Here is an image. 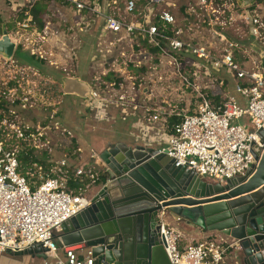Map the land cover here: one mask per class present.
I'll return each instance as SVG.
<instances>
[{"label":"built area","instance_id":"built-area-1","mask_svg":"<svg viewBox=\"0 0 264 264\" xmlns=\"http://www.w3.org/2000/svg\"><path fill=\"white\" fill-rule=\"evenodd\" d=\"M61 1L83 17L85 14L94 15L102 21L103 30L97 44L101 45L107 35L112 36L113 41L117 40L121 47L117 56H125L126 69L139 71L146 59L155 57L156 66L161 70L164 59L174 66L175 79L198 90L209 84L201 85L204 77L218 75L224 85L222 75L229 73L236 78V94L244 98L242 103L237 96L230 94L220 104H214L207 92L200 90L197 106L191 112L151 106L147 94L125 90L128 80L133 83L135 77L125 76L126 70L116 69V65L106 59L101 62L107 66L102 75L112 71L124 80L117 85L114 81L103 80L102 75L99 82L94 77L96 82L89 83L91 93L84 98L89 109H97L98 114L111 104L122 110L143 109L144 119L138 126L144 144L158 145L177 166H186L206 180L224 184L228 178L243 175L249 169L254 160L252 142L259 143L258 131L264 128V75L243 68L236 60L235 51L240 48L236 34H250L255 41L264 44V0L249 3L188 0L182 21L170 8H161L165 0H145V3L126 0L123 15L114 11L120 0ZM166 4L172 8L178 5L176 2ZM192 19L202 26L201 34L215 37L209 40V44L200 41L192 27H188L192 25ZM2 24L0 21V38ZM77 24H82L80 27L83 28L81 20H77ZM19 25L24 30H31L27 21ZM37 28L40 27L37 25L32 35H40ZM44 32L47 34L46 30ZM25 39L34 46L47 37L33 40L27 36ZM147 45L158 47V51H149ZM162 79L164 75L159 72L158 80ZM3 83L5 85L0 83V103L4 101L26 109L31 99L36 98L34 89L21 90L17 80L12 81V85ZM134 85L133 89L136 88ZM7 107H0L3 115L0 120V251L7 248L22 250L41 243L48 249L44 264H94L90 250L83 256L78 255L75 249L59 243L58 232H61L63 223L91 204L87 189L101 174L77 167L72 155L59 160L57 169H46L34 162L23 173L21 150L27 146L44 148L49 141L39 126L22 122L16 110ZM6 111L12 115L8 116ZM171 115H179L181 119L167 130ZM156 125L163 126V131ZM159 138L164 145H160ZM80 150L77 147L74 153ZM71 174L77 177L74 179L76 184L71 183ZM34 175L38 180H32ZM160 239L172 264H222L232 249L237 250L235 242L224 239L184 242L181 234L169 227L165 218H161Z\"/></svg>","mask_w":264,"mask_h":264},{"label":"water","instance_id":"water-1","mask_svg":"<svg viewBox=\"0 0 264 264\" xmlns=\"http://www.w3.org/2000/svg\"><path fill=\"white\" fill-rule=\"evenodd\" d=\"M17 47L3 23L0 56L12 59ZM61 80L67 94L91 93L78 77ZM258 136L252 165L224 184L177 166L154 145L109 143L99 156L102 173L90 187L91 204L62 224V244L90 250L94 264H172L160 239L161 218L168 216L232 238L241 264H264V128ZM47 251L35 243L5 252L46 259Z\"/></svg>","mask_w":264,"mask_h":264},{"label":"rangeland","instance_id":"rangeland-1","mask_svg":"<svg viewBox=\"0 0 264 264\" xmlns=\"http://www.w3.org/2000/svg\"><path fill=\"white\" fill-rule=\"evenodd\" d=\"M33 1L34 0H0V21L5 25L7 23L11 24L12 27L9 33L13 34V38H16L19 44H21V47L20 45L18 46V48L21 49L19 52L20 55L18 56L15 52L12 61L6 62V59L0 56V83L4 84L3 82H5L7 84L17 80V84H21V90L28 91V89H34L36 92V98L31 99V103L27 105L26 109L10 104L7 109H15L17 112L16 114L20 117L22 122L37 125L42 129L43 133H45L44 137L46 141H49L48 145L44 148H34V155L38 159H42L41 157L45 151L48 158L57 160L63 155L71 153L73 150L72 148L76 149L77 147H82L83 150H85V153H83L85 156L92 148L102 151L109 146V139L103 135L106 132L109 133L113 128L119 129L121 125L100 122L87 110L84 111L81 103H70L69 100L66 102L67 100L64 98L65 94L61 88V77L67 72L73 75H81L80 73L83 71V76L88 79L93 78L95 82L96 80L94 77H96L98 80L97 82H99L102 72L105 70V67L107 68L106 64L101 62L106 59L108 61L110 60L111 64H115L116 69L122 68L126 70L125 76L135 77L133 83H135L134 86H136V88L133 89L132 81L128 80L129 85L125 87L127 92H139L142 94L147 91L148 88L150 89V92L153 94L149 101L151 106L158 105L163 108L175 107L176 110L182 112L193 111L197 106L196 99L198 91L200 90L208 92L211 95L219 96L221 100H224L231 93H235V96H238L234 89L235 86L231 87L230 82L227 81L228 76L226 75L228 73L222 75L225 80L224 86L220 83L221 77L217 78L218 75H214L213 77L211 76V78L205 79L204 77L201 81V85H205L206 83L209 84H207L208 86L206 88L198 90L195 86L189 87L183 85L178 78L175 79L174 66L164 59L161 62V70L156 66L157 61L154 59L155 57L145 60L146 72L134 71L131 68L126 69L124 63L125 56H117V54L121 53V47L117 44V40L113 41L112 36L107 35V37L103 39L101 45H95L100 28H97V25L93 26V21H98V18L89 14L83 17V15L79 14L76 10L72 13V11L66 9V4H63L61 0H45V2H47V8L44 14L45 24L42 28L36 29L40 35H32V31L34 32V28L37 27L38 24L31 21V14H28L25 9L29 6L31 7L32 3H34ZM110 1L111 0H109V2ZM125 1L126 0L118 1L119 4L117 5L118 8L114 10L115 13L123 15ZM141 1L142 0H139V2ZM165 1V3H162L161 8H170L173 11V9L177 7L172 8V6H168L166 3H180L179 1L181 0ZM186 1L188 0H185V2ZM3 11H7L8 14H3ZM77 19L84 23L83 28L80 27L82 24L79 25L76 23L75 20ZM183 19L184 18H182L181 21ZM24 21L30 24V31L20 27L19 23H23ZM190 21L192 25H188V27H192L193 33L196 34L198 39L200 38V41L209 44V40L215 38L210 34H201L202 26L200 23H197V20L192 19ZM46 26H48V28ZM45 30L47 34L44 32ZM27 36L33 37V40L40 39L42 36L47 37V39L52 37L55 40L50 38L49 40L51 43L47 42L45 39L37 40L38 42L32 46L30 42H26L25 38ZM236 37V39H242V37H239L238 33ZM56 39L57 44H54ZM60 41H63V43ZM53 46L54 48H52ZM107 47H109V52L107 51ZM55 51L57 54L60 51L63 53L68 51V58L66 57L62 62L63 59L60 56H51L50 53H55ZM97 53L98 56L92 59L93 55H97ZM117 58L118 60H116ZM114 60H116L115 63ZM64 68H67V72L65 70L62 71ZM37 71L39 73L38 76L34 74ZM61 71L63 73H61ZM159 72L164 75V79L158 80ZM50 77H53L58 83L55 84L54 87H50V82L46 80V78ZM139 77H142L144 80H141ZM166 78L170 80H166ZM6 113L8 116L12 115L10 111H6ZM65 129L70 131L72 135L68 134ZM164 144L165 143L161 139L160 145ZM32 178V180H38L37 175L32 176ZM166 216L167 214L165 217ZM166 218L171 219V217L168 216ZM168 219H166L168 226L173 228V224H169ZM173 222L175 224L179 223ZM174 227H176V229H174L177 231L180 229L177 225H174ZM181 236L183 238V235ZM207 239L221 238L209 236ZM204 240L206 239L199 241ZM184 241L186 240L184 239ZM71 248L74 249L73 247ZM84 251L86 252L87 249ZM235 251L237 250L235 249ZM226 263L230 264V261H224L222 264Z\"/></svg>","mask_w":264,"mask_h":264},{"label":"crops","instance_id":"crops-1","mask_svg":"<svg viewBox=\"0 0 264 264\" xmlns=\"http://www.w3.org/2000/svg\"><path fill=\"white\" fill-rule=\"evenodd\" d=\"M35 1L36 0H34L33 2H35ZM101 1H103V0H101ZM65 7H66V9L72 11V13L75 11L73 9V7H71L70 5H65ZM13 8L15 10L14 6H13ZM2 13L5 14V15L8 14L7 11H3ZM85 16H86V14H85ZM91 16H94V15H91ZM94 17H96V16H94ZM77 20H75L76 23H77ZM78 21H80V20H78ZM93 22H94L93 26L97 25V28H100L99 34H98V36L96 38V42H95L96 43L95 45H97V43L99 42V39H100L101 32L103 30L102 21H100V19L98 18V21L94 20ZM239 37H242V39H240V41H239L240 42V48L236 49V51H235L236 60L240 63V65L243 68H245V69H247L249 71L257 70L262 75H264V44H262L261 42L255 41L254 37L252 35H250V34L249 35L241 34ZM50 38H52V37H49L47 39V42H49V43H51V41L49 40ZM53 40H55V39H53ZM61 43H63V41ZM54 44H57V39H56V42ZM19 45H21V44H19V42H18V46ZM52 48H54V46ZM68 51L66 53L65 52L63 53V52L60 51V52H58V54L55 51V53H50V54H51V56H54V57L55 56H60L63 59L62 60V62H63L66 57L68 58V55H69ZM16 52H17V50H16ZM97 56H98V53H97V55L96 54L93 55L92 59L97 57ZM64 70L67 72V68H64L62 71H64ZM82 73H83V71H82ZM82 73H80L81 75H73V74H70V73L67 72L65 75L78 77L79 79L87 81L88 83L91 84L93 78L88 79L85 76H83ZM86 73H84V74H86ZM34 74L37 75V76L39 75L38 71L35 72ZM223 74H225V73H223ZM226 76H228L227 77V81L230 82L231 87L232 86L234 87V84L236 82V78L232 74H229V73ZM62 77H61V79H62ZM46 80L48 82H50L49 86H51V87H54L55 84H58L57 81L55 79H53V77L46 78ZM61 88H62V91H63V83H62ZM148 90L145 91L144 93L147 94V96L149 98H151L153 96V94L150 92L149 88H148ZM52 93H51V95H52ZM64 94H65L64 98L67 100L66 102H68V100H69L70 103H72V102L81 103L82 104L81 106H82L83 110L84 111L87 110L98 121L107 122V123H114V124H120L121 125L119 129H117V128L114 129L113 128L111 131H109V133L106 132L103 135L104 137H107L109 139V143L110 144L116 143L118 141H124V142H127L129 144L136 143V142L144 144V141H143L142 137H140V135H141L140 131L141 130H140L139 126H138L139 123L144 119V110L143 109L140 108L138 110H134L132 108V109H127V110H122L121 108L116 107L115 105L111 104V105L106 106V108L103 110V112L98 114L97 113L98 112L97 109L95 110V109H89L88 108L87 103H86V99H84L82 97H79V96H77L75 94H67V93H64ZM231 94L235 95V93H231ZM236 95H238V94H236ZM237 97L241 100L242 103H244V99L242 97H240L239 95ZM67 104H69V103H67ZM100 115H103V116H100ZM167 124H168L167 125V130H170L171 127H170L169 123H167ZM156 127H159V129L161 131H163V129H164V127L160 126V125H156ZM65 131L68 132V130H66V129H65ZM69 133L72 135V133L70 131H69ZM101 138H103V137H101ZM94 139H96V138H94ZM154 146L159 148L158 145H154ZM80 149L81 150L79 152L74 153V151H75L74 150L73 153H72V156L74 158V162H73L74 165H76L77 167L91 169V170L97 171V172H99L101 174L102 173V171H101L102 161H101L99 156H100V154L102 153L103 150L102 151H98V149L92 148L84 156L83 153H85V150H83L82 147H80ZM45 152H43V155L41 157L42 159H39L41 162L37 161L35 163L41 164L46 169H52V168L57 169L58 168V163L57 162L59 160H61L63 157H65V155H70V154H65L61 158H59L57 160H54V159L48 158V155ZM70 176L73 179H77V177L75 175H73V174H71ZM87 194L89 195L90 198H92L93 194L91 193L90 188L87 189ZM166 219H168V218H165V221H166ZM168 221H169L168 222L169 224H171V225L173 224V228L176 229V227H174V225L175 226L177 225L180 228L179 229L180 231L179 230L178 231L181 233V235H183V238L186 240L184 242H187V243L194 242V241L197 242L199 240L207 239L209 236H217V238L228 240L229 242H234V240L232 238H230V237H228L226 235H223L220 232L205 231V230H203L201 228H195V227H192L190 225H187L184 222H179V223L175 224L172 221V219H170V218L168 219ZM58 233H59L58 235L60 237V233L61 232H58ZM59 243L62 244L61 239H59ZM71 247H73L76 250L77 254L80 255V256H83L87 252V251L86 252L84 251L86 249L80 248L81 245H75V246H71ZM226 261L227 262L230 261V264H235L237 262H238L237 264H240L239 263L240 260H239L238 250L237 251H235V249L231 250V252L227 255V258H226L225 262ZM44 262H45V259L40 258L37 255H35V256H32V255H18L17 256V255L7 254L5 251L4 252L0 251V264H44Z\"/></svg>","mask_w":264,"mask_h":264},{"label":"trees","instance_id":"trees-1","mask_svg":"<svg viewBox=\"0 0 264 264\" xmlns=\"http://www.w3.org/2000/svg\"><path fill=\"white\" fill-rule=\"evenodd\" d=\"M145 0H142L141 3H145ZM180 3H178L177 8L173 9V12L175 14V16L180 20L182 15L185 14V0H181L179 1ZM47 8V2H45V0H36L31 7L29 6L27 9V13L31 14V21L33 23H37L38 26L40 28L43 27V25L45 24V20H44V14H45V10ZM6 27L8 29V31L11 29V24L7 23ZM163 44V43H162ZM21 47V45H20ZM147 48L149 49V51L152 52H157L158 51V47H152V46H148ZM21 49L17 48V52L16 54L19 56V52ZM139 71H143L146 72V66L143 65V67L141 69H139ZM61 73H63L61 71ZM102 79L105 81H109L112 82L114 81L117 85H119L120 82H122L124 79L122 76H120L118 73L109 71L107 72L105 75H102ZM10 85H12V83H10ZM225 85V84H224ZM208 98L214 103V104H220L223 100H221V98L219 96H215V95H211L210 93L207 92ZM9 104L7 102H2L0 103V107H5L8 106ZM191 112V111H189ZM3 118V115L0 113V120ZM181 116L179 115H171L168 118V123L170 125V127L172 128L173 125L175 123H177L178 121H180ZM73 150L71 151V153H69L70 155H72L73 151L75 150L74 148H72ZM35 149L34 148H30V147H25L21 150L20 152V160H21V171L24 173L27 169V166L34 163V162H41L37 157H35V153H34ZM71 183L72 184H76V181L71 178Z\"/></svg>","mask_w":264,"mask_h":264},{"label":"flooded vegetation","instance_id":"flooded-vegetation-1","mask_svg":"<svg viewBox=\"0 0 264 264\" xmlns=\"http://www.w3.org/2000/svg\"><path fill=\"white\" fill-rule=\"evenodd\" d=\"M51 87V86H50ZM50 92H52V91H50ZM63 92H64V87H63ZM65 93V92H64Z\"/></svg>","mask_w":264,"mask_h":264}]
</instances>
